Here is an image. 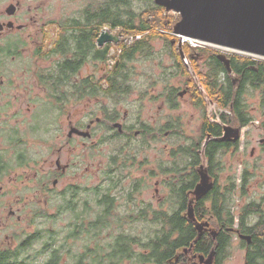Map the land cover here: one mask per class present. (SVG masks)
<instances>
[{
    "label": "trees",
    "instance_id": "16d2710c",
    "mask_svg": "<svg viewBox=\"0 0 264 264\" xmlns=\"http://www.w3.org/2000/svg\"><path fill=\"white\" fill-rule=\"evenodd\" d=\"M154 1L100 0L87 3L82 12H86L88 26L92 28L90 23L97 24L100 26L98 28L100 31L108 26L119 30L125 37L133 36V39L123 38L114 42L116 53L111 54V42L98 47L91 41L89 35L86 48L83 47L84 44L78 43L73 49L75 65L72 63L69 65L70 72L73 73L77 64L82 63H76L80 53L82 56L87 51L93 53L107 64L103 78L99 79L101 81L99 87L102 88L103 95H110L115 101L122 103L123 98L135 90L131 82V74L126 69L128 61L134 60L138 54L145 56L152 54L153 43L159 38L172 50L175 57H179L180 53L172 41L179 40L178 36L173 34V29L180 15L167 11L165 7ZM183 49L184 52H188L186 45H183ZM202 49L212 51L210 47H202ZM217 52L219 51H216L213 68L214 80L206 74L207 79L204 83L210 96L216 98L217 105L221 109L229 110L231 116L227 111L219 110L212 120L207 112L203 113L201 134L198 137L187 136L186 143L178 141L184 138L186 133L185 131L179 133L182 129L181 124L174 125L175 130L172 133L175 134L173 138L176 141L170 151L174 159L170 162V166L169 163L160 165L161 173L167 176L164 184L169 188V195L165 200L157 207L152 203L145 207L134 205L131 212L120 215L119 222H116L117 228L107 221L103 222L102 216L91 220L90 222H95L88 225V230L84 221H80L74 228L60 229L59 236L57 230L38 228L39 231L35 234L25 236L24 239L21 236L19 241L22 239V243L14 249L8 248L6 253L0 252V264H193V259H190L192 253L207 256L214 247L213 264H223L224 259L230 256L228 248L236 232L250 237V240L240 241L241 248L245 250L244 264H264V180L261 185L259 183L262 192L250 201L240 203L237 207L235 200L236 196L241 199L250 193V189L252 190L250 184L256 177L255 171L260 167L259 161L256 160L253 165L251 161L245 163L239 175L237 172H232L226 180L220 181L221 172L224 171L223 175L225 174L224 167H221L224 164V157L232 150H235L234 154H236L240 146L238 141L221 139L222 122L227 124L237 122L241 127H249L255 119H258L264 136V60L245 54L234 55L230 60L232 67L230 74L224 63L217 58ZM186 56L189 57V54ZM115 58L118 59L117 65L116 60H112ZM182 62L186 64L184 59ZM179 68L181 70L180 66ZM70 72L63 65L60 68L56 67L52 72L53 77L48 74L41 76V83L52 93L64 92L65 85L74 90L76 83L71 84ZM80 86L89 95H75V97L81 99L86 96L100 97L96 77L93 80L88 78L85 83H78L77 87ZM256 90L259 91V103L255 107L254 115L247 103V97ZM50 96L54 100L66 99V95ZM48 103L46 102L47 105ZM198 104L206 105L202 96ZM114 116L113 112L112 115H108L113 120ZM171 121L175 122L173 119ZM147 126L146 130L154 137V129H150L149 124ZM163 127L160 129L161 132L170 128L169 125ZM209 134L212 136L210 139H208ZM260 146L264 151V137ZM202 150L214 184L205 196L194 201L196 218L209 223L204 227L202 235L197 238L198 229L187 215V210L192 198V190L200 178L197 166L204 160ZM186 165L192 166L190 171H187ZM172 176L174 179L169 181ZM110 184L115 183L110 182ZM170 200H174V203L168 208L164 207L165 202L168 203ZM109 209L108 205L104 211L105 215H108ZM77 214L79 215V212ZM132 219L134 222L128 224L133 225L126 227L125 224ZM142 223L147 225L140 228L139 225ZM136 227L142 232L136 233ZM209 228L216 231V238ZM87 231L89 240L83 248L81 247V251L75 252L70 238L86 239L81 237V233ZM71 251L75 255L70 258L67 255Z\"/></svg>",
    "mask_w": 264,
    "mask_h": 264
},
{
    "label": "rangeland",
    "instance_id": "374dc122",
    "mask_svg": "<svg viewBox=\"0 0 264 264\" xmlns=\"http://www.w3.org/2000/svg\"><path fill=\"white\" fill-rule=\"evenodd\" d=\"M9 1L0 0V12L5 11ZM21 1L27 4L36 3L37 0ZM97 1L99 2L100 0H40L44 4L43 16L45 18L48 16L52 17L54 11H56V14L58 12L62 13L63 17H65V15H70V12H78L85 4ZM103 29L117 35L120 40L123 38L126 40L133 39V36H123V33L117 29L114 30L108 26ZM28 32L25 33L26 38ZM111 44V54H114L116 53V43L111 42ZM153 45L152 54L146 56L138 54L134 60L127 62L126 69L131 74V82L135 90L124 97L123 102L120 104L114 102L115 99L112 96L103 95L102 88L99 87L101 86L100 80H97L100 97L86 96V98L81 99L75 97L77 94L72 88L68 87L64 89V95H66L64 101L54 100L49 95H45L46 89L42 83H40V87L36 85L31 74L26 80L20 78L17 73L20 72L23 75L24 70L20 68L18 72L17 67L14 66H18L19 63L22 65L21 61L23 60L10 58L11 63L14 61L11 64L14 67L13 74L11 79L8 76L4 77L6 84L4 85L6 87L12 82L13 86H16H9L8 88L7 92L10 95H6V102L9 105L10 101H12V106L9 109H5L2 116L9 118L11 124H15L17 120L14 112L23 111L24 123L20 125L21 128L19 127L18 132L23 135L24 153L20 162L24 164L26 171L24 180L17 184L13 183L9 191V198L15 201L17 198L16 190L19 189L23 202L17 205V202L14 203L13 209H16L17 213L13 218H9L8 224L0 222V239H3V242L8 240L7 246H11L9 248L16 247L21 236L24 239L25 236L37 233L39 231L38 228H41L40 230H57L58 236L59 230L62 228H74L75 225L80 223V217L76 212L82 209V205L79 204V197L80 194L83 195L84 190H87L86 188L93 189L97 186V192L101 196L102 194H107L109 199L113 196V207L111 209L115 207L113 211L115 214L114 219L131 212L130 210L134 205L145 207L147 204L152 203L153 206L157 207L161 201L167 198L169 188L164 184L160 165L165 161L169 162L170 166V162L174 159L170 151L176 139L173 138L175 134L168 132L166 135L160 129L173 117L170 116V109L163 104V95L142 94L147 93L149 90L151 92L154 90L155 92H161L163 88L161 81L166 77H170V84L175 86H180L181 81L180 77L171 78L173 74L180 71L172 64V53L167 50V45L164 41L159 38ZM211 47L219 52L232 53L235 51L260 60L264 59V56L242 52L241 50H232L225 47H223V50L220 49L222 48L220 46ZM36 49L37 43L28 41L27 56L32 58L33 63H35ZM183 59H185L188 72L193 73L194 77L202 80V83H200L201 88L203 92L207 93L208 90L204 83L206 81L204 78L206 73L203 71L205 69L203 64L191 62L187 56ZM112 60H116V58ZM117 61L118 59L115 62ZM50 63L51 61H42L40 62V67L47 68ZM105 69L107 70L106 63L96 64L92 60L83 67L82 75H89L93 72L95 76H98L102 71L104 74ZM97 71H99L98 74ZM19 91L24 93V95H14ZM30 93L32 95H29ZM95 95L97 96V94ZM250 95L247 97V103L255 115V107L259 103V91H253ZM45 99L51 101L52 107L43 106ZM214 100L216 98L209 95L207 111L210 119L214 118L215 113L219 110L227 111L221 109ZM66 102L68 104H65ZM116 109H119V112ZM126 111L128 112V114L126 113V121L130 126L136 125L145 129L146 126L142 123H150L155 132L154 137H152V133L151 137L149 136L150 133L146 134L148 130L146 132L143 131L139 136L135 135L133 131L128 134L130 126L127 128V132H123V136H114L117 134V129L112 128L111 123L113 120L108 115L116 112L118 115L116 121H119ZM227 112L231 116L230 111L228 110ZM174 115L179 116L183 123L184 129H180L179 133L186 132L184 138L178 140L180 143H186L187 136L198 137L201 134L203 119L201 110L197 111L186 100H183L181 108ZM97 117L104 118V121L101 120V122L95 123L94 137L89 141L87 147L80 142L79 138L67 141L69 130L67 123L69 119L77 120L79 123H85L86 125L89 120ZM167 125L169 124L167 123ZM229 125L241 127L237 122ZM260 125V120L255 119L249 127H241V136L236 140L241 143L239 149L241 152L234 154L235 150H232L224 157V164L221 165L225 169V174L223 175L224 171L221 172L220 181H224L232 172H237L239 175L245 167V163L251 161V165H253L256 160L259 161L260 167L255 171L256 177L250 184L252 190L255 191L253 192L250 189V193L241 199L236 196V206L247 200L250 201L254 196L262 192L259 183L261 185L264 180V151L260 146L262 138ZM222 127L224 132L223 124ZM11 133H13L12 130L9 134ZM14 133L17 134L16 132ZM0 134L2 133L0 132ZM10 145L12 148L14 147L12 142ZM2 146L5 147L2 143V138H0V147ZM59 156L62 165L71 164L74 160L80 162L81 165L76 163L73 168H68L62 177L58 176V179L45 175L44 173L47 170H57L56 159ZM204 157V161L207 162ZM14 160L17 161L16 158ZM183 162L185 164V161ZM186 166L187 171H190L192 166ZM39 169L41 172L37 173ZM103 170H106L107 173ZM111 177L114 178L111 183H115V185L108 184V180ZM172 179H174L173 176L169 181ZM54 181L56 182L55 184ZM89 193L88 199L91 201V205L97 208V216L103 206L97 205L92 190H89ZM166 203L167 201L164 207L168 208L170 207L169 205L174 203V200ZM235 209L237 208L235 207ZM2 213L6 215L8 211H3L0 207V215ZM88 225L89 222L85 223L87 230L89 229L87 228ZM131 225L133 224H125L126 227ZM146 225L142 223L139 227L143 228ZM112 226L117 228L118 224L113 223ZM140 228L136 227V233L142 232ZM81 237H86V239L76 240L70 238L75 252L81 251V247L83 248L84 244L89 240L88 231L81 233ZM232 240L233 242L228 248L230 257L225 264H244L245 250L241 248L242 243L240 241L242 238L238 232L233 235ZM136 248L138 249V247ZM214 249L215 247L211 251ZM73 255L75 254L71 251L68 252L67 256L71 258Z\"/></svg>",
    "mask_w": 264,
    "mask_h": 264
},
{
    "label": "flooded vegetation",
    "instance_id": "af4514ba",
    "mask_svg": "<svg viewBox=\"0 0 264 264\" xmlns=\"http://www.w3.org/2000/svg\"><path fill=\"white\" fill-rule=\"evenodd\" d=\"M11 4H14L16 6V10L13 14H8L6 9ZM84 6H86V4ZM7 7L4 12L3 11L0 12V132L2 133L0 134V138H2V143L5 145V147L3 146L0 147V201H1L0 207L2 208L3 211H8L6 215L4 213L0 215V222H3L5 224H8L9 218H13V216L17 213L16 209L15 210L13 209L14 203L17 202L16 203L17 205L18 203L23 202V198L21 197L19 189L16 190L17 198L15 201L9 198V191L13 183L17 184L20 181L24 180L25 178L24 175H25L26 170H25L24 164L20 162V160L22 159V154L24 153L23 135L22 133L18 132V129L21 128L20 125L24 123L23 111L14 112V116L16 117V120H17V123L15 124H11L9 118L2 116V113H4V110L9 109L12 106L11 105L12 101H10L9 105L6 102V95H10L9 92L7 91H8L9 86L10 87L13 86V83L9 81L10 84L5 87L6 84H5L4 77L8 76L11 79L12 74H13V68L17 67L18 72H19V69L22 68L24 70V74L22 75L19 72L20 74L17 73L18 76L26 80L30 77V74H31L32 78L34 79L33 81L36 83V85L40 87L41 76L43 77L48 74V76L53 77L52 72L55 70L56 67L60 68L63 65L66 67V70L70 72L71 66L69 65L71 63L73 64V58H74L73 49L78 45V43L84 44L83 47L86 48L85 45L87 44V41H88L87 37L89 35H90L91 41L95 45H97L98 47L104 46V45L101 46L98 41V38H99L98 36L102 33L98 29L100 26L94 23H90V25L93 26L92 28L88 26L86 22L87 21L86 12H82L83 8L80 9L79 12H76V13L70 12V15H65V17H63L62 13L58 12L56 14V11H54L52 13L53 14L52 17L48 16L45 18L43 16L44 4L41 3L40 0H37L36 3H27V4L23 3L21 0H10ZM10 22H12V25H9ZM26 32H28L27 38L25 37ZM26 39L33 43H37V49L35 51L36 57L34 58L35 63H33V60L30 56H27L28 41ZM173 44H176V48L178 52L180 53V50L178 48V43L175 42ZM183 45H186L188 47V52L187 53L185 52V54L187 55L189 54L190 61L197 62V64L202 63L205 68L203 70L204 73L209 74L211 76V80H214V69L213 68H214V62H215V57H216V51L218 50L213 49V48H212V51H208L202 48L199 50V48H194L190 44H187V43H184ZM167 50L170 53H172L171 49L167 48ZM226 54L228 58H230V60L233 58L234 55H239L234 52L226 53ZM10 58H12L13 60H18V59L23 60L21 61L22 65L21 63H19L18 66L12 67L11 64H13L14 61H12L11 63ZM182 59L183 57L181 53L179 54V57H175V55L172 54V64L174 65V67H177V69H179L180 72L173 74L171 78L173 79L176 77H180L179 78L181 81L180 86H175V85L170 84V77H166L162 79L161 81V83L163 84V88L161 92L156 91L158 92L156 93L155 90L153 92L149 90L147 93L142 94V95H158V94L163 95V99H162L163 104L166 105V107L170 109L169 110L171 111L170 116H172L173 120H175L174 123L171 120L167 121L170 128L166 129L164 132L162 130V133H166V135L168 134V132L172 133L175 130L174 125L181 124L183 128V123L180 117L174 115L181 108V103L183 100H186L187 103L192 108L196 109L197 111L201 110L202 117H203V113L207 112L208 117L210 118L209 112L207 111L209 97H207L204 94L201 88L200 83H202V80L198 79L197 77H194L193 73L188 72V67L186 66V64L182 62ZM25 60H26V64H25ZM92 60H94V63L96 64L104 63L102 59H98L96 55H94L93 53H89L87 51L85 52L84 56H82L81 53L79 54V58H78V61H76V63H79V62H82V63H80L79 65L77 64V68L76 70L73 71V73L70 72L71 79H72L71 84L73 82L76 83L73 91L77 95H88L87 92L84 90V88L81 89V86L80 88L77 87L78 83H85V81L88 78L93 80L96 77V79L99 80V79H102L104 76L103 71L100 73L101 76L100 74L98 76H95L93 72L92 74H89V75H82L83 67H85L87 62L92 61ZM42 61H51V63L48 65L47 68H44V67H40V62ZM117 63L118 61L116 62V65ZM179 66L181 67V70ZM185 71H187V73H185ZM98 72L99 71H97V74ZM204 78L207 79L206 76H204ZM63 88L64 89L68 88V86L65 85L63 86ZM45 89H46L45 95L50 96V95H64L65 94V91L59 92V93L58 92L52 93V92H49L46 87ZM14 95H18V96L24 95V93H21L19 91L15 93ZM29 95H32V94L30 93ZM209 95L210 94L208 93V96ZM201 96L206 105L198 104V102H200L201 100ZM50 97L52 98V96ZM46 102H49L48 106L52 107L51 101L46 100V99H45V102H43V106L47 105ZM114 102H117L120 104L119 101L114 100ZM214 102L216 103L215 100ZM116 111L119 112V109H116ZM126 113L128 114V112L126 111L123 117L120 118L119 121H116V118L118 116L117 113L116 112L113 113L115 115L114 120L111 118L113 122L112 123L110 122V123L112 124L111 126L113 129H117V134L114 136H117V135L123 136V134L128 131L127 128L130 125L126 121L127 119ZM101 120L104 121V118L102 119L100 117H97L95 119L92 118L85 125V123H79L77 120L74 121L72 119H69L67 123L69 127L67 141H69L70 139L72 140V139L79 138L80 142L84 146L87 147L89 141L94 137L95 123L101 122ZM202 122H203V119H202ZM167 123H165L164 125H167ZM118 124H120L121 127L118 128L117 126ZM142 124L146 126L145 129L141 127H137L136 125H131L128 131V134H130L131 131H133L135 135L139 136V134H141L143 131L146 132L147 131L146 129L148 128L147 124L150 125V123H142ZM201 126H202V123H201ZM151 128L153 127L151 126L150 129ZM10 129L13 131V133L11 134H9V132L11 131ZM14 132L16 133L18 132V133L15 134ZM147 133H149V131H147L146 134ZM149 136L151 137V133L149 134ZM211 137L212 136L210 135L209 139ZM263 137L264 136L262 134V138L260 140L261 143H262ZM11 142L14 145L13 148L10 145ZM231 142H234V141H231ZM239 144L241 146L240 142ZM240 146H239V149H240ZM238 152H241V151L238 150ZM14 158H16L17 161H15ZM204 162L205 161L203 160L202 163ZM76 163H79L81 165V163L77 162L76 160L72 161L71 164L66 163L62 165L61 159L59 156L56 159L57 170L55 169L52 171L47 170L45 171L44 174L49 177L58 179V176L62 177L63 174L66 172V170L70 167L73 168ZM168 163L169 162L163 161L161 164L167 165ZM205 165L208 170V165L206 164V162H205ZM199 166L200 165L197 166V172H198ZM103 171L105 172L106 170H103ZM38 172H41L40 169L37 171V173ZM7 179H9V181H7ZM166 179H167V176L163 174V181ZM112 180H114L113 177L109 178L108 184H110ZM212 180L214 184L213 176H212ZM55 181H54V184L57 182ZM102 188H103V185H102ZM86 189H87L86 191L85 190L83 191V195L80 194V197H79L80 199L79 204L82 205V209L77 211L79 212V216H81L80 221H84V224L89 222V224L91 225L93 222H95V221L90 222L91 220H94L102 216L101 220L103 222L107 221L111 225L113 223L119 222L120 216L114 219L115 214L113 213V211L115 207L111 209V207H113L112 206L113 196L111 199H109V196H106L107 194L105 195L102 194L101 196L97 192V186L96 188H93V189H89V188H86ZM89 190H92V193L95 197L97 205L103 206V208L97 214V216H96L97 208L92 206L91 201L88 199V195L90 194ZM108 205L110 206L109 213L108 215H105L106 213L104 214V211L107 209ZM131 222H134V220L133 219L129 220L126 224L131 223ZM20 243H22V239L17 243L16 247ZM7 244H8V240H6V242H3V239H0V252L5 251L6 253L8 248L11 247V246H7ZM14 248L15 247H12V249ZM193 255L194 254L192 253L190 259L193 258ZM228 258L224 259L223 264L226 263ZM214 260H215V252H214V258L211 264L214 263ZM196 261L198 260L193 258V264H195Z\"/></svg>",
    "mask_w": 264,
    "mask_h": 264
},
{
    "label": "water",
    "instance_id": "95a60500",
    "mask_svg": "<svg viewBox=\"0 0 264 264\" xmlns=\"http://www.w3.org/2000/svg\"><path fill=\"white\" fill-rule=\"evenodd\" d=\"M155 3L180 15V19L174 26L173 34L179 37L178 48L182 57L186 56L181 38L184 36L199 39L212 45L225 46L235 50L264 56V0H155ZM16 6L7 7L8 14H13ZM12 25V22L9 23ZM99 44L118 42L117 35L108 30H102ZM176 41L173 40L172 43ZM218 58L226 65L229 73H232L230 58L226 53H219ZM204 94H208L204 91ZM224 132L221 136L225 141H236L241 136V127H233L222 123ZM121 127L120 124H118ZM210 135L208 136L209 139ZM207 139V140H208ZM200 180L192 190V198L189 201L188 215L198 229L199 238L208 222L199 221L194 210V201L205 196L213 187L205 162L198 167ZM216 236V231L212 230ZM242 239L250 240L249 236L240 235ZM191 249V248H190ZM189 249V251H190ZM214 250L208 256L194 254L197 259L195 264H211L214 258ZM191 258V259H193Z\"/></svg>",
    "mask_w": 264,
    "mask_h": 264
},
{
    "label": "built area",
    "instance_id": "2783aa9c",
    "mask_svg": "<svg viewBox=\"0 0 264 264\" xmlns=\"http://www.w3.org/2000/svg\"><path fill=\"white\" fill-rule=\"evenodd\" d=\"M182 41L184 42H188L189 44H191L193 47H200V46H205L207 45L206 42L199 40V39H195V38H191V37H187L184 36L183 38H181Z\"/></svg>",
    "mask_w": 264,
    "mask_h": 264
},
{
    "label": "bare ground",
    "instance_id": "6f19581e",
    "mask_svg": "<svg viewBox=\"0 0 264 264\" xmlns=\"http://www.w3.org/2000/svg\"><path fill=\"white\" fill-rule=\"evenodd\" d=\"M103 30H104V29H103ZM105 30H106V29H105ZM102 32H103V31H102ZM101 35H102V33L99 35V37H101ZM105 44H106V43H105ZM105 44H104V45H105ZM101 46H102V45H101ZM202 155L205 156V155H204V150L202 151ZM187 215H188V211H187ZM188 216H189V215H188ZM209 229H210V228H209ZM212 230H213V229H210V231H212ZM213 237L216 238V236H214V235H213Z\"/></svg>",
    "mask_w": 264,
    "mask_h": 264
}]
</instances>
